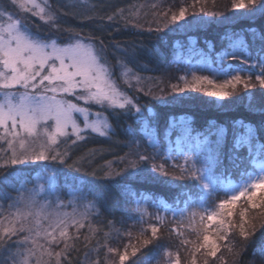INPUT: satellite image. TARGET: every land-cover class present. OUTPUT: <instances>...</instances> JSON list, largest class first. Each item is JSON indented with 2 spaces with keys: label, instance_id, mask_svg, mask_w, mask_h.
Segmentation results:
<instances>
[{
  "label": "snow or ice",
  "instance_id": "obj_1",
  "mask_svg": "<svg viewBox=\"0 0 264 264\" xmlns=\"http://www.w3.org/2000/svg\"><path fill=\"white\" fill-rule=\"evenodd\" d=\"M104 6L112 7L111 4L101 5ZM65 7L68 11L64 12V15L79 16L83 19H92L98 11L95 5L83 9L80 4H73L71 7L65 5ZM232 7L246 9L244 14L249 18L264 17V0H238V2L234 0ZM151 8L155 10L153 15L157 17L158 32L163 30L160 27V17H163V28H167L169 23L178 21L184 22L181 26L191 23L185 20L188 8L184 6H180L178 12L171 9L165 11L159 3L152 4ZM117 13L120 19L127 20L124 9H117L112 15L107 16V20L113 21ZM137 14L135 11L129 13L130 16ZM29 15L37 17L48 29L68 33L65 42H60L56 38L42 40L34 35L27 26ZM228 19L225 17V21ZM136 26L139 27V23ZM249 32L264 41V32H258L254 28H250ZM90 39L91 37L82 38L79 31L73 27H63L59 8L50 4L49 0H43V3L38 0H8V6L0 8V96H2L0 153H3L0 155V160L3 161L0 167L48 160L66 164L69 152L78 146V142L86 141L88 138L86 134H97L99 137L110 139L108 132L110 124L107 119L102 118V112L93 113L92 106H98L102 110L111 109L117 116L122 113L134 112L137 115L142 113L136 98L130 97L119 86V80L122 78L124 84L134 87L131 84L134 79L137 85H141L137 90H143L142 78L134 75L132 69L124 63L127 59L126 54L130 53L128 49H123L121 52L118 64L122 71L119 78H114L104 56V47L86 42ZM239 43L236 42L234 49ZM229 56L242 58L244 62L248 61L247 53L240 57V53L235 50L224 53L221 59ZM250 68L252 71L247 74L237 69L226 70L228 78L220 82L193 73L191 80L185 76L179 77L183 81L182 86L172 84L170 88L172 93L200 90L209 97L224 100L232 94L229 89L234 92L238 87H242L251 100L255 97V93L251 90L257 87L264 90V55L258 56L256 63L250 64ZM234 72L236 74H233ZM160 91L163 92V89ZM144 94L160 99L153 90L145 91ZM175 99L176 97H173V100ZM248 110L253 115L264 117V106L258 107L249 103ZM92 115L96 118H91ZM81 117L82 126L78 122ZM232 123L233 127L244 130L242 135L235 138L234 151L241 145H248L250 150L255 146L259 153L264 154V144L254 145L260 133H264V119L257 125L242 119L234 120ZM142 130H147V121L144 122ZM225 132L226 129L221 126L217 132L218 138L222 139ZM149 133L150 130L145 131L148 143L152 144L153 139ZM128 143L130 152L118 158L126 166L119 172H114L111 162H107L109 170L104 173L106 177L113 172L115 175L123 173L139 175L145 172L143 165L150 163L152 172L161 176L178 175L182 180L194 181L206 191L211 188L212 178L208 174V167L205 166L209 161L197 167V162L185 156L184 163L175 162L170 170L166 159L164 162L156 163L157 159H161L159 155L141 154L132 150L133 142ZM61 148L63 150H60ZM96 153L97 150L90 149L85 155L94 157ZM129 155L135 156V159L129 160ZM84 158L82 156L79 160L73 161L69 167H77ZM210 163L219 166L222 161L218 157H212ZM242 197L247 207L239 211V224H237L233 218L236 214L237 202ZM21 199L25 200L29 208L35 203L34 194L22 196ZM260 208H264V169L257 176L250 177L236 194L221 200L213 211L193 210L190 216L167 223L164 218L155 216V223L147 222L148 227L139 233L140 246L130 243L121 251L120 248L112 247L107 243L100 245L98 239L96 244H93V237L100 230L89 222L88 233L81 234L80 229L86 226V217L83 214L77 215L74 212L47 214L45 227L40 220L42 212L22 211L17 208L16 212L0 217V249L8 251L10 264H33V261L35 264H74L72 254L78 253L81 248L90 247L95 252V256L91 257L86 251L83 264H125L130 256H137L141 247L153 244L160 238L159 234L167 229L169 236L175 234L179 244L174 252L168 250L163 252V257H167L163 264H201V260L202 264H217V262L226 264L222 247L237 257H240L245 250H233L228 243L229 233L238 228L239 236L244 241L253 238L258 229L254 223L249 222L247 214L249 210ZM185 220L192 231L199 234L197 240L186 238ZM145 222L142 215L139 223ZM262 227L264 221L260 223V228ZM249 228L251 231L248 230ZM127 235L131 238L133 233L129 231ZM81 236H83L82 240ZM107 236L108 234L105 233V238ZM38 238H42L44 243H40ZM12 244H15V250L9 247ZM60 245L62 247H59ZM53 246H57L59 250ZM100 248H107V254L101 256ZM260 255L264 258V245L261 246ZM8 261L5 264H8ZM148 264H151V261H148Z\"/></svg>",
  "mask_w": 264,
  "mask_h": 264
},
{
  "label": "trees",
  "instance_id": "obj_2",
  "mask_svg": "<svg viewBox=\"0 0 264 264\" xmlns=\"http://www.w3.org/2000/svg\"><path fill=\"white\" fill-rule=\"evenodd\" d=\"M203 1L209 0H199V3L197 0H163V2L161 0H90L91 7L97 6L98 11L92 19L81 18L86 28H82L80 32L84 33L86 38L91 37L89 41L95 46L104 47V56L111 58L113 73L118 72L120 75L122 70L118 59L122 50L128 49L130 53L126 54L127 59L124 63L132 69L134 75L142 78L143 88L138 91L141 85H137L134 79L131 81L134 87L130 86V95L139 102L142 108L141 114L137 115L133 112L117 116L113 110H105L111 125L108 131L110 139L96 134H86L88 135L86 141L78 142V146L69 152L66 164L46 161L53 165L55 183L64 195L71 189L84 194L92 202L93 208L85 219L86 226L80 229V232L88 233L89 222L99 229L100 231L93 237V244H96L98 239L100 245L107 243L112 247L120 248L121 251L130 243L140 246L139 233L148 227L147 222L155 223L154 217L157 215L164 218L166 223L179 220L175 219L174 215L187 210L188 206L196 207L192 199L199 200L202 195L201 189L194 181L182 180L178 175L161 176L152 172L150 163L143 165L145 172L139 175L135 173L115 175L114 172H119L126 166L118 158L130 152L129 141L133 142L134 151L159 155L161 159H157L156 163L164 162L166 159L167 166L171 170L173 163H184L185 156L196 162V152L205 142V138L214 140L215 129L223 126L229 141L222 153V164L218 168L220 171L228 174L233 180L242 179L251 168L250 160L255 154L258 158L264 159V154L259 153L255 146L250 150L248 145H241L233 150L235 138L242 135L244 130L233 127L232 123L234 120L242 119L257 125L264 119L260 115L251 114L248 110L249 103L258 107L264 106V90L258 87L251 90L255 93L254 99L251 100L242 87H238L234 92L229 89L232 94L224 100L209 97L199 90H189L186 93L171 91L170 85L182 86L179 77L195 67L202 68V71L207 73H215L216 75L208 76L209 79L220 82L228 78L226 70L237 69L242 73H249L252 71L250 64L256 63L258 56L264 55V41L249 32L250 28L264 32V17L249 18L242 14L221 24L215 19L216 13H221L229 7L232 0H210L207 4ZM157 3L165 11L171 9L178 12L180 6L188 8L185 20L191 23L181 26L184 22L178 21L169 23L167 28H163V17H160V27L163 30L156 31L157 17L153 15L155 10L151 5ZM106 4H111L112 7H101ZM190 5L195 7L192 9ZM63 9L68 11L65 6ZM117 9L125 10L127 20L120 19L118 13L113 21L107 20V16L112 15ZM134 11L138 14L130 16L129 13ZM63 13H60L62 22L71 19L70 17L66 19ZM137 23L139 27L136 26ZM233 36L237 39L234 43L240 42V38L243 40L235 49L231 39ZM65 40L66 38H63L58 41L65 42ZM191 40L195 42L192 43ZM233 50L239 52L240 57L247 53L248 61L244 62L242 58L231 56L221 59L224 53ZM161 89L163 92L160 91ZM149 90L155 91L160 99L144 94ZM173 97L176 99L173 100ZM145 121L153 139L152 144L147 141L145 135L147 130H142ZM255 144H264V133H260L258 139L254 141ZM90 149L97 150L94 157L85 155ZM82 156L85 158L77 167H69L73 161L79 160ZM128 159H135V156L129 155ZM109 161L114 172L106 177L104 173L109 170L107 168ZM2 163L3 161L0 160V164ZM35 164V166L22 164L0 167V217L9 215L7 205L10 198H13L15 189L26 183L25 180L27 181V177H30L36 168L39 170V165ZM220 197L222 196H217L214 200ZM246 207L243 198L241 205L236 206V214L233 218L235 223L239 224V211ZM196 208L201 210L199 206ZM142 215L146 221L143 224L139 223ZM247 219L256 225L258 229L256 235L244 241L239 236L237 228L229 233L228 243L231 246L239 244L245 249L238 257L239 264H260L262 259L260 250L264 245V227L260 228V223L264 221V208L249 210ZM189 228L191 227L188 225L184 227L186 238L197 240L198 235L189 231ZM248 230L251 231L250 228ZM129 231L133 233L131 238L127 235ZM105 233L108 234L106 238ZM148 236H151L150 232ZM159 236L160 238L153 244L141 247L137 256H130L125 264L165 262L163 252L175 251L179 240L175 238L174 233L169 236L167 229ZM82 238L83 236L81 240ZM15 239L14 237L13 240ZM9 247L15 250L16 246L12 244ZM55 247L59 250L57 246ZM86 251L91 257L95 256L91 247L81 248L78 253L72 254L74 264H83ZM234 251H239V248H234ZM100 253L101 256L107 254V248H100ZM222 253L226 264H230V257L223 247ZM7 254L6 249H0V264H5Z\"/></svg>",
  "mask_w": 264,
  "mask_h": 264
},
{
  "label": "rangeland",
  "instance_id": "obj_3",
  "mask_svg": "<svg viewBox=\"0 0 264 264\" xmlns=\"http://www.w3.org/2000/svg\"><path fill=\"white\" fill-rule=\"evenodd\" d=\"M210 1V0H209ZM209 1H203L205 4H207ZM38 2L43 3V0H38ZM50 4L55 5L59 10L61 9L60 13L66 12L63 11V6L67 5L71 7L73 4H80L82 9L83 7L91 8L90 0H49ZM234 0L231 1V5L229 7H226L224 11L221 13H216L217 17L215 18L219 23H227L232 19V17L236 18L237 15L244 14L247 10L246 9H234L232 7ZM238 2V0H236ZM8 6V0H0V8H5ZM66 8V7H65ZM193 9V7H191ZM12 11H16L15 9H11ZM68 10V8H67ZM23 15V14H22ZM66 17H70L71 19H67L62 22L63 27H73L77 29L80 33V36L82 38H86L84 33H81L80 30L82 28H86V25H84V22L82 21L81 17L74 16V15H64ZM225 17H228L229 19L225 21ZM39 25V27H38ZM28 29L36 36H38L40 39L44 40V37L50 36V38H56L57 40H61L63 38H66L68 36V33H65L63 31H55L48 29L46 26L43 25V22H41L37 17H31L29 15L28 18ZM86 42L92 43L89 40H86ZM192 43H194V40H191ZM240 42H243V40L240 38ZM95 46V45H94ZM105 59L108 62L111 71L113 73V65L110 64V59L107 55H105ZM122 70V69H121ZM203 69L194 68L189 71V73L183 75L187 77L188 80H191L192 74L195 73L196 75H205V76H213L216 75L215 73H207L202 71ZM118 72L113 73L114 78H119ZM181 84H183V81H181ZM119 86L121 90L125 91L126 94H128L130 97V86L128 84H124L122 82V78L119 80ZM200 91V90H199ZM0 99H2V96H0ZM74 99V98H73ZM82 103V102H81ZM107 110V109H106ZM92 112H102V118L107 119L105 110L100 109L98 106H92ZM91 118L95 119V115H92ZM108 123L109 120L107 119ZM78 122L81 123L82 126V117L78 119ZM110 124V123H109ZM111 128V125H110ZM108 129V131L110 130ZM97 135V134H96ZM219 141V142H218ZM228 137L226 135V132L222 139H219L217 136V133L215 135L214 141L212 144L205 148L204 153V159L202 161V164L205 161H209L206 167L209 169V175L212 178V185L209 190L206 191V199L203 201L201 205V210L206 209L207 211H213L217 208L218 204L221 200L227 199L232 194H236L237 191L246 184V182H241L240 184H233L225 179H223V175H221L222 171H220L218 168L220 167L217 165H213L210 163V160L212 157H218L219 160L222 161V153L225 148V146L228 144ZM4 147H7L4 145ZM0 155H3V153H0ZM37 163L39 165V170L36 168L35 172L31 174L30 177H27L26 183H22V186L15 189V192L13 193V198H10V201L7 205L8 214L16 212L17 208H19L22 211H32V212H42L43 214L40 217L41 223L46 227L47 226V220L46 216L47 214L53 213V212H59V213H76L77 215L83 214L87 219L89 213L91 212V209L93 208L92 202L86 198L84 194L77 193L74 190H67V194H63L61 190L59 189V186L55 183V176H54V167L53 165L49 164L46 161H28L25 164H30L35 166ZM259 169L256 173H254L251 177L257 176L262 169H264V163L260 162ZM201 166V165H200ZM30 179V180H29ZM30 182V183H29ZM223 189H226L228 191V195L226 197H220L216 201L212 196H219L222 194ZM35 195V203L34 205L29 208L26 205L25 200H22L21 197H27L29 195ZM259 195V192L257 193ZM243 197L237 202L238 206L241 205ZM214 200V203L212 204V201ZM188 202V201H186ZM10 205H12L10 207ZM193 210L199 211L200 209L194 207V206H188L187 210L177 212L174 215L175 219H182L183 217L190 216L191 212ZM262 215H260L261 217ZM260 219V218H259ZM199 220V217H196V222ZM259 221V220H258ZM199 223V221H198ZM197 223V224H198ZM188 225L187 220L184 221V227ZM189 231H192L191 228L188 229ZM193 232V231H192ZM195 235H199L196 232H193ZM40 243H44L42 238H38ZM55 247V246H53ZM174 252V250H173ZM8 255L5 256V262L8 261ZM167 260V257H165ZM165 260V262H166ZM8 264H10V261H8ZM33 264L35 262L33 261ZM163 264V263H162Z\"/></svg>",
  "mask_w": 264,
  "mask_h": 264
},
{
  "label": "clouds",
  "instance_id": "obj_4",
  "mask_svg": "<svg viewBox=\"0 0 264 264\" xmlns=\"http://www.w3.org/2000/svg\"><path fill=\"white\" fill-rule=\"evenodd\" d=\"M232 247H233V250H234V248H239V251H242V250H243V248L240 247L239 244L234 245V246H232ZM227 254H228L229 257H230V264H239V262H238V257H237V256H235V255H233V254H230V253H228V252H227ZM260 264H264V258L261 259Z\"/></svg>",
  "mask_w": 264,
  "mask_h": 264
}]
</instances>
